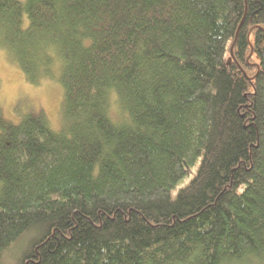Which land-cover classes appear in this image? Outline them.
Instances as JSON below:
<instances>
[{"label":"trees","instance_id":"1","mask_svg":"<svg viewBox=\"0 0 264 264\" xmlns=\"http://www.w3.org/2000/svg\"><path fill=\"white\" fill-rule=\"evenodd\" d=\"M0 51L62 89L0 111V264H264V0H0Z\"/></svg>","mask_w":264,"mask_h":264},{"label":"rangeland","instance_id":"2","mask_svg":"<svg viewBox=\"0 0 264 264\" xmlns=\"http://www.w3.org/2000/svg\"><path fill=\"white\" fill-rule=\"evenodd\" d=\"M24 25L26 26V18ZM61 102L62 89L56 80H45L37 86L28 83L18 66L0 51V111L7 121L18 123L28 114H41L49 126L57 130ZM189 178L181 180L172 194L177 188L184 186Z\"/></svg>","mask_w":264,"mask_h":264}]
</instances>
